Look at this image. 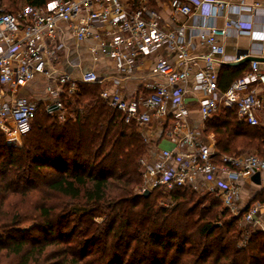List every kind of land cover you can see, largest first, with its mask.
Instances as JSON below:
<instances>
[{
    "label": "built area",
    "instance_id": "built-area-1",
    "mask_svg": "<svg viewBox=\"0 0 264 264\" xmlns=\"http://www.w3.org/2000/svg\"><path fill=\"white\" fill-rule=\"evenodd\" d=\"M248 1L56 0L47 8L25 4L0 11V133L8 144L21 145L32 130L40 101L31 99L29 86L37 78L47 81V112L61 118L64 96L75 94L79 83L99 84L107 107L121 111L126 124H136L150 145L140 160V193L160 189L167 207L174 204L177 188L218 196L232 215L241 217L239 246H245L249 228L264 215V201L243 208L240 184L264 171V154H222L220 139L208 125L232 111L242 123L263 126L264 24L245 30L240 20L225 28L211 23L229 8L254 11L258 4ZM162 9L172 19L183 15L197 21L169 27ZM230 28L261 47L238 49L236 61L253 58L250 70L222 91L217 66L227 62L219 57L225 55ZM68 33L78 44L89 45L96 58H111L120 74L86 71L75 77L62 68ZM198 46L209 50L196 55ZM147 59H155L151 68L144 67ZM125 86L134 93L125 94ZM162 140L171 146L161 147Z\"/></svg>",
    "mask_w": 264,
    "mask_h": 264
},
{
    "label": "trees",
    "instance_id": "trees-1",
    "mask_svg": "<svg viewBox=\"0 0 264 264\" xmlns=\"http://www.w3.org/2000/svg\"><path fill=\"white\" fill-rule=\"evenodd\" d=\"M55 0H24L47 8ZM224 64L225 91L248 71ZM99 84L64 96L63 117L44 102L21 145L0 133V264H264V231L238 227L221 199L177 188L174 204L140 193V160L150 145L140 128L110 110ZM222 154H264V126L230 112L213 119Z\"/></svg>",
    "mask_w": 264,
    "mask_h": 264
},
{
    "label": "crops",
    "instance_id": "crops-1",
    "mask_svg": "<svg viewBox=\"0 0 264 264\" xmlns=\"http://www.w3.org/2000/svg\"><path fill=\"white\" fill-rule=\"evenodd\" d=\"M202 1V0H200ZM254 11H244L242 13H238L235 9H226L221 15L217 16V18L213 19L211 23L219 28H225L227 22L229 21H243V28L245 30H260L262 24H264V0H249L247 5H255ZM163 15L165 18V24L169 27H175L180 24H186L188 26L192 25L195 21V18H190L183 15H178L174 19L171 18L170 12L168 10L162 9ZM201 23H207L208 21L203 18H200ZM253 39L248 34H240L237 29L230 28L228 31V37L225 40V55L219 57V59H225L227 62L225 64H233L236 61V57L238 54V49L240 47H248L254 45ZM258 44H255V46ZM264 47V43H263ZM209 50L208 47L198 46L195 54H205ZM62 52L63 58L61 60V67L70 72L73 76L78 77L83 72L86 71H95L98 74L107 75V74H120V72L116 69L114 61L109 57L99 56L96 58L91 50L89 45L87 44H78L74 37L71 34H67L64 42L62 44ZM169 58V57H168ZM170 60L174 59V56L169 58ZM155 59H147L145 60L144 67L151 68ZM247 62L248 71L251 67V61ZM243 62V63H245ZM242 64V63H241ZM221 64L217 66L219 81L221 76L222 66ZM234 65V64H233ZM260 68L264 70V59L260 62ZM248 71H245L244 74ZM46 83L47 81L44 78H37L34 82H32L29 86V90L31 92V97L35 100L46 101ZM123 92L127 95L134 93V90L129 86H125ZM196 106L193 107V112L196 115ZM260 118L262 119L264 126V110L259 112ZM197 116V115H196ZM217 120H220L217 118ZM220 139V138H219ZM166 142V141H165ZM171 146V143L166 142ZM259 174V178L254 180V177ZM241 206L246 208L248 205L252 204L256 201H264V171L256 173L252 178L248 180H243L241 182ZM252 232L264 231V215L261 216L253 226L249 228Z\"/></svg>",
    "mask_w": 264,
    "mask_h": 264
},
{
    "label": "rangeland",
    "instance_id": "rangeland-1",
    "mask_svg": "<svg viewBox=\"0 0 264 264\" xmlns=\"http://www.w3.org/2000/svg\"><path fill=\"white\" fill-rule=\"evenodd\" d=\"M56 2L53 1L51 4H54ZM25 5L24 3V0H0V11H11V10H16V9H20L21 7H23ZM31 99H33V97H31ZM47 100V98H46ZM45 103V106H46V101H42ZM218 138H220L219 135H217ZM147 143V142H146ZM161 147H168L167 143L165 141H161L160 144H159ZM150 150V149H149ZM149 152V151H148ZM147 152V153H148ZM246 152V151H245ZM249 152V151H248ZM146 153V154H147ZM145 154V155H146ZM144 155V156H145ZM162 203V201H161Z\"/></svg>",
    "mask_w": 264,
    "mask_h": 264
},
{
    "label": "water",
    "instance_id": "water-1",
    "mask_svg": "<svg viewBox=\"0 0 264 264\" xmlns=\"http://www.w3.org/2000/svg\"><path fill=\"white\" fill-rule=\"evenodd\" d=\"M253 60V58L252 57H247V58H245V59H243V60H240V61H237V62H234L233 64L234 65H238V64H241V63H243V62H245V61H248V62H250V61H252ZM259 178V174H257L255 177H254V180H257ZM150 191H146L144 194H143V196H145V197H148V196H150Z\"/></svg>",
    "mask_w": 264,
    "mask_h": 264
}]
</instances>
